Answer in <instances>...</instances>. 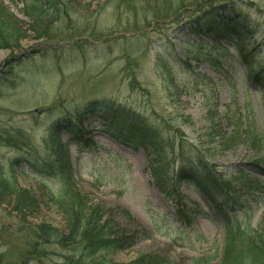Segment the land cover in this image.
I'll return each instance as SVG.
<instances>
[{
  "label": "rangeland",
  "instance_id": "rangeland-1",
  "mask_svg": "<svg viewBox=\"0 0 264 264\" xmlns=\"http://www.w3.org/2000/svg\"><path fill=\"white\" fill-rule=\"evenodd\" d=\"M33 1L0 0V18L24 33L18 43L0 42L9 48L0 49V70L23 56L0 76V178L29 192L37 205L34 212L18 215L14 201L0 198V264H70L67 259L89 264L74 248L38 240L50 230L67 229L56 202L62 195L53 171L59 154L69 155L73 189L89 206L114 210L117 223L141 228L144 235L128 251L94 257L96 264L128 263L143 255L171 264L220 262L225 230L216 206L194 184L178 181L187 209L202 212L192 217L180 211L193 218L185 227L178 207L155 186L152 149L117 142L94 115L79 117L98 100L140 114L170 144L183 142L185 159L178 151L171 174L195 159V148L228 178L243 173L256 179L258 187L238 189L232 198L243 204L240 213L248 216L243 224L264 230V0H167L163 5L166 0L157 5L133 0L120 8L108 0H63L67 13L51 23L46 38L31 31L25 14ZM231 3L252 21L239 47L235 36L216 38L225 35L209 28L206 14L212 5ZM156 6L173 13L156 22L150 15ZM223 13L234 18L233 10ZM250 64L260 69L256 79L250 78ZM72 125L88 135V143L72 137ZM213 129L222 137L239 135L224 146L209 136Z\"/></svg>",
  "mask_w": 264,
  "mask_h": 264
},
{
  "label": "trees",
  "instance_id": "trees-1",
  "mask_svg": "<svg viewBox=\"0 0 264 264\" xmlns=\"http://www.w3.org/2000/svg\"><path fill=\"white\" fill-rule=\"evenodd\" d=\"M51 1V4L49 2ZM133 2V0H108V3H117L118 7H123L124 4ZM145 5H157V0H139ZM164 1V0H162ZM44 3V4H43ZM167 0L161 3L163 5ZM65 6L63 0H34L33 4L26 6L25 14L33 23V31L38 35V38H46L47 32L53 22L59 21L64 11ZM126 7V5L124 6ZM160 7V6H159ZM156 6L150 15L160 22L167 15H172V10L163 12ZM234 11V18H229L224 15L223 11ZM171 12V13H170ZM210 20V27H213L216 36L229 39L235 36L237 46L243 44L248 35V31L252 28V21L239 14L235 10V4L212 5L211 10L206 13ZM1 15V14H0ZM160 15H166L161 18ZM179 15V13L175 14ZM2 16V15H1ZM170 16L167 18L169 19ZM45 20V21H44ZM48 20L50 22H48ZM48 22V23H47ZM52 23V24H51ZM24 35L23 30L16 25H9L7 18H0V42L18 43ZM0 49H9L6 46H1ZM243 58L248 62V56L242 52ZM21 57H13L7 61L4 68L0 70V76H6L12 70L15 64ZM251 63V62H249ZM260 74V69L253 68L249 65L250 78H255ZM86 115H94L103 121L106 135L128 147L136 148L138 146L145 149H152L149 156V167L156 188L159 192L169 198L178 207L180 213V221L185 227H190L193 218H184L181 215L184 210L189 216H196L202 212L190 211L184 205L186 197L176 190L178 181H185L197 186L201 192L208 196L212 203L218 209L221 215L223 227L225 230V244L223 247L220 262L218 264H264V230L249 229L250 224L244 223L247 214L240 212L243 204L241 200L235 201L232 197L237 194L236 190L246 189L248 191L258 187V181L251 176L243 173L233 174L230 178L219 170L205 157L202 151L193 148L195 159H192L188 164L180 167L177 174H171V164L175 162V156L179 151L180 158L185 159L183 142L179 145L170 144L165 140L159 129L151 124L140 114L127 109L119 104L111 101H94L90 102L79 117L82 119ZM62 126L56 127L54 137L59 134ZM209 133L211 138H220L224 146H228L229 142L237 135L238 131H234L230 137H222L214 129ZM70 133L79 144L88 143V135H83V132L78 131V127L70 126ZM249 136L248 131L246 132ZM54 140H52L53 144ZM58 148V147H57ZM54 150H56L54 148ZM61 148H58L55 153L59 154ZM69 155L59 154L56 162H54L55 175L60 178L62 195L59 197L57 207L67 225L65 232L50 230L49 233H43V236L38 240L46 241V244H57L62 248H74L80 253V260L89 259V264H96L95 258L99 254L111 253L116 254L132 249L136 242L144 237L142 236L141 228H125L117 223V215L114 210H104L98 206L88 205L87 198L82 196L77 190L73 189V184L76 182L71 166L68 164ZM66 160L67 166L63 161ZM257 166V164H254ZM0 198L2 202L10 203L14 201L13 210L18 215H27L36 210V200L29 192L20 188L15 182L9 183L7 180L0 178ZM243 216L245 218H243ZM124 217L132 220L129 213H124ZM243 218V221H242ZM246 222V221H245ZM264 228V220H263ZM41 229L36 230V234L40 233ZM41 236V234H40ZM37 238V237H36ZM82 260V262H84ZM93 261V262H91ZM68 263H72L71 259H67ZM81 262V263H82ZM202 259L197 261L201 264ZM78 263V262H77ZM104 264H171L167 259L154 255H143L128 263H115L113 261L105 262Z\"/></svg>",
  "mask_w": 264,
  "mask_h": 264
}]
</instances>
